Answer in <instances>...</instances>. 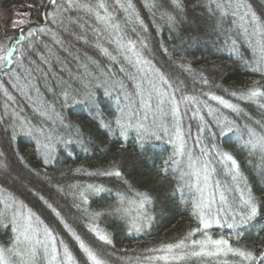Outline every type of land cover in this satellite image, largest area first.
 Returning a JSON list of instances; mask_svg holds the SVG:
<instances>
[{
    "label": "trees",
    "instance_id": "1",
    "mask_svg": "<svg viewBox=\"0 0 264 264\" xmlns=\"http://www.w3.org/2000/svg\"><path fill=\"white\" fill-rule=\"evenodd\" d=\"M217 2L179 0L180 8L172 12L167 4L149 10L144 7L145 0H133L145 31L125 23L127 14L114 0H106L121 24L120 34L125 40L137 41L143 59L172 84L168 88L149 65L137 68L121 56L116 45L109 42L105 26L83 7H69L66 0H58L65 9L58 12L49 0L43 4L41 0H0V162L5 165L0 167V213L4 214L0 217V249H11L17 235L11 210L5 212L3 205L19 201L25 212L30 209L43 221H37L40 239L47 225L57 238L60 255L67 244L80 260L78 242L47 203L86 243L96 244L87 220L76 207L80 203L78 191L93 184L109 190L90 194L84 206L111 213L98 221L113 239L112 246L97 245L107 264H164L148 261L147 257L160 255L148 250L176 241L198 224L192 202L199 193L188 187L195 178H179L180 172L190 171V157L208 164V191L215 194L217 207L221 206L219 194L224 192L227 204L223 207L240 211L241 191L245 196L251 194L258 207V215L239 237L226 226L215 224L209 235L224 236L242 249L260 252L264 248V154L244 147L249 129L258 136L264 132V109L256 102L239 99V93L253 86L264 90L262 38L249 23L253 12L264 23V0H243L250 7L243 21L240 16L246 9H236V0L230 7L228 0H221L223 10L215 7ZM79 3L94 4L96 0ZM165 11L175 15L174 23L162 18ZM20 20L29 23L16 24ZM32 28L37 31L29 36ZM140 40L147 43L146 49ZM102 48H108L117 59L105 56ZM258 67L262 70H254ZM85 89L92 93L90 102L83 99ZM157 89L165 95L161 97ZM233 91L238 95L231 96ZM212 95L238 105L240 111L220 105ZM188 96L194 99L186 101ZM172 97L179 107L178 116L172 110ZM218 118L234 122L236 127L231 133H222ZM117 119L131 124L126 134H121ZM141 125L159 137L151 138L143 151ZM177 125L185 142L184 154H179ZM161 127L167 133L160 131ZM223 152L237 161L239 179L232 178L229 164L218 155ZM114 168L124 173L123 179L96 174ZM137 193L150 195L151 203L144 209L136 203L133 211L126 213ZM118 194L127 201L123 213L112 212L121 207ZM141 212L153 219L150 227L137 232L131 224ZM37 249L34 260L13 255L9 260L11 264H48L43 248L38 245ZM238 260L230 255L193 258L186 264H237Z\"/></svg>",
    "mask_w": 264,
    "mask_h": 264
},
{
    "label": "snow or ice",
    "instance_id": "2",
    "mask_svg": "<svg viewBox=\"0 0 264 264\" xmlns=\"http://www.w3.org/2000/svg\"><path fill=\"white\" fill-rule=\"evenodd\" d=\"M50 5H56V11H64V7L58 5V0H49ZM115 5L121 9L124 13L127 14L125 17V23H134L140 27L141 30L146 31V26L144 20L137 14L135 11V4L133 0H114ZM43 4V0H41ZM66 4L71 7H83L88 12L92 13L97 20H99L105 26V32L107 33V38L110 43L116 45V51L123 56L130 64H133L137 68L140 65H149L150 71H156L159 79L163 84L167 85L168 88L172 87V84L164 77L162 73H159V70H154L151 68V62L143 59V54L137 46V41L127 39L125 40L124 36L120 33L122 32L121 24L118 22V18L114 17L109 11V7L106 3V0H96V3H84L80 4L79 0H66ZM165 4L172 9V12L177 11L180 8L179 0H145L144 7L152 10L157 7H163ZM228 6H232V0H228ZM216 8L223 10L225 5L218 0ZM236 9L244 8L246 11L241 14L240 19L243 21L245 17L250 12L249 5L243 3V0H236L235 3ZM172 12L165 11L162 18H165L168 23H174L176 20L175 15ZM103 13V14H102ZM55 12L52 13L55 17ZM25 16L29 15L28 13L24 14ZM21 25L29 23L26 20H20ZM250 25L254 32H259L261 35V52L264 53V23H261L260 19L253 12L251 13ZM15 26V22H14ZM40 32H44V28L38 29ZM37 29L32 28L28 31V35L32 36L36 33ZM135 32L136 29L134 28ZM245 32H248V29L245 28ZM235 43V42H233ZM139 44L142 48H147V43L143 40L139 41ZM102 51L105 56H109L112 60H116L117 56L112 55L108 48H102ZM135 58V59H133ZM262 61H264V55H262ZM95 63V61H93ZM254 70H262L257 68ZM123 71V69H121ZM152 84V80L148 81ZM205 84L208 83L207 79H204ZM137 87H140L138 84ZM153 87L156 86L153 84ZM219 87V86H218ZM159 95L163 97L165 93L157 89ZM7 94V93H6ZM231 96H237V92L233 91L230 93ZM84 101L90 102L92 99V93L85 89ZM186 101H192L194 97L188 96L184 98ZM211 99L218 101L220 105H223L226 108L232 109L234 112H239L240 108L238 105L230 103L228 100L224 99L219 95H212ZM239 99L256 102L259 104L260 108L264 109V103L260 101L264 100V90L259 87L253 86L241 93H239ZM161 104L164 103V100L161 99ZM173 113L179 115V107L174 97H172ZM209 114H212V109L209 108ZM203 120V117H201ZM217 124L221 125L222 133L227 131L231 133L236 127L234 122L217 119ZM116 124L122 129L121 134H126L127 129L131 127L130 123H125L122 119H117ZM110 127L109 125H105ZM23 127V125H21ZM143 131L140 133V150L145 149L146 143L151 138H159L156 132H149L147 129L143 128V125L140 126ZM203 129H201L202 131ZM160 131L167 133V129L161 127ZM249 139L244 147L249 148V150H258L264 154V132L259 136L254 130H248ZM176 139L179 143V154H184L185 142L184 138L179 131V125H177L176 130ZM201 151L207 154L206 149H201ZM222 161L229 164V170L232 174L234 180L239 179V168L237 161L234 159L233 155L223 152L218 154ZM45 163H48V160H45ZM199 165V167L197 166ZM0 167H5V165L0 162ZM190 171L180 172L179 178L181 181H186V177H194V182L188 183V187L194 189L199 196L193 200V215L196 217L198 224L195 228L190 229L185 235L180 237L174 242L164 243L161 246L148 251L153 253H160V255H153L147 257L148 261H163L164 264H186L187 261L197 258H220L234 256L238 257L239 260L237 264H264V248H261L260 252L242 249L234 247L233 243L225 238L220 236L219 238H213L209 235L208 230L212 226L219 225L221 227L226 226L228 229H231L235 232V235L239 237L241 235V230L247 227L258 215V207L255 202L254 197L251 194L245 196V193L241 191L240 193V211H233L230 207L225 208L223 205L227 204V197L224 192L219 194V204L221 206L217 207V200L213 192L208 191V180H209V168L207 163H201L200 161L190 157V162L188 165ZM80 171V169H76ZM97 175L116 177L123 179L124 173L119 170V168H114L113 170H105ZM90 175H92L90 173ZM75 189H79L80 186H72ZM106 191L103 185L97 186L93 184H88L83 187V190L78 191V198L80 203L76 204V207L80 209L84 215V218L87 220L88 231L92 234L96 244H89L73 229V227L64 220L63 216L59 211H57L52 204L47 203L48 208L52 209L56 217L60 219V223L63 224V227L71 234L76 242L80 251L82 252V257L78 260L74 257L73 253L69 250L67 244L63 246V255H60L59 248L57 247V238L53 233V230L47 225L43 226L42 235L43 239H40L41 230L39 224H43V221H39V217L35 215L30 209L27 212L24 211L25 206L22 202L13 201V203L3 205L5 212L11 210V222L15 225V231L17 232L16 242L11 249H0V264H11L9 260V255H14L23 257L28 255L32 260L35 259L37 255V246L39 245L43 248L44 253L48 256V264H107V261L104 258V254L101 251L97 250V245L99 248H104L105 246H112L113 239L110 234L102 230L99 226L98 221L102 216L111 214L110 212L100 211H91L89 208L84 207L89 203V195H100ZM208 192L207 195L205 193ZM76 195V193H74ZM41 200L44 198L41 196ZM126 198L123 195L118 194V203L121 207L113 209L112 212L123 213V204L126 203ZM135 203L138 204L140 209H144L147 204L151 203V197L147 193H137V198ZM4 214L0 213V217H3ZM153 219L151 215H148L145 212H141V216L134 220L131 224V228L134 231H141L145 227H150V222ZM39 221V224L37 223ZM223 221V223H222ZM230 221V222H229ZM59 243L63 244V241ZM21 245L24 246L26 251L21 249ZM224 264H227V261H224Z\"/></svg>",
    "mask_w": 264,
    "mask_h": 264
},
{
    "label": "rangeland",
    "instance_id": "3",
    "mask_svg": "<svg viewBox=\"0 0 264 264\" xmlns=\"http://www.w3.org/2000/svg\"><path fill=\"white\" fill-rule=\"evenodd\" d=\"M19 23V21L16 23V24H18ZM136 206V203L135 202H129V204H128V207L126 208L127 210H125V212L126 213H128V211L130 212V211H133V209H134V207ZM9 215H11V212L9 213ZM16 237H17V235H16ZM22 250H24V251H26V249L24 248V247H22ZM14 256V255H13ZM24 257H26V258H29V256L28 255H25ZM19 258V257H18ZM21 258V257H20ZM31 259V258H30ZM49 259V258H48ZM54 263V262H53ZM22 264V263H21Z\"/></svg>",
    "mask_w": 264,
    "mask_h": 264
}]
</instances>
